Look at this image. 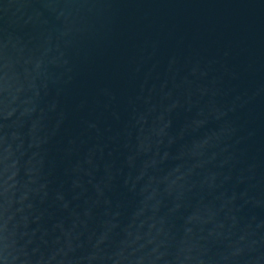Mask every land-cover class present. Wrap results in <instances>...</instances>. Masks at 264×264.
I'll use <instances>...</instances> for the list:
<instances>
[{
  "label": "water",
  "instance_id": "1",
  "mask_svg": "<svg viewBox=\"0 0 264 264\" xmlns=\"http://www.w3.org/2000/svg\"><path fill=\"white\" fill-rule=\"evenodd\" d=\"M0 264H264V0H0Z\"/></svg>",
  "mask_w": 264,
  "mask_h": 264
}]
</instances>
